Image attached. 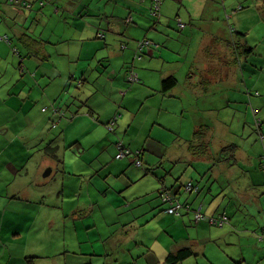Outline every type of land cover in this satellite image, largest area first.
I'll use <instances>...</instances> for the list:
<instances>
[{
	"label": "crops",
	"instance_id": "crops-1",
	"mask_svg": "<svg viewBox=\"0 0 264 264\" xmlns=\"http://www.w3.org/2000/svg\"><path fill=\"white\" fill-rule=\"evenodd\" d=\"M111 1L112 7L106 11H95L91 17L80 11L81 21H73L75 32L71 31V39H66L59 50L63 59H68L70 76L60 80V84L58 75L53 78L48 71L38 77L40 64L35 68L33 62L34 58L39 62L50 59L55 50L43 53L39 45L23 37L22 9L14 5L18 0H0V33L9 37L6 42L0 35V119L11 126L15 121L18 128L25 129L19 136L12 131L10 136L0 132V139L4 140L0 141V264H169L168 255L185 247L191 248L193 254L177 264L192 263L194 257L197 264L199 259L206 264H264L263 76L258 81H248L245 71L250 59L249 43L252 45L248 30L263 18L264 0H192V8L181 13L176 0H161L158 15L152 13L153 0ZM67 7L77 12L72 4ZM120 7L128 8L129 13H118ZM140 7L145 9L142 15ZM193 9L210 16L211 21L199 20ZM225 12L228 19H234V26L228 21L227 27L230 33L237 34V49L229 41L224 44L225 36L221 37L227 34L220 21ZM152 14L157 18L154 22ZM29 16L39 20L45 12L38 8ZM121 18L131 29L128 34L124 33L126 26ZM178 18L186 23L184 28L179 27ZM171 23L182 31L176 35L178 38L169 31ZM27 28H34V19ZM142 30L143 38L151 39L155 45L140 47L138 33ZM202 51L212 56L211 79L196 73V65L202 63ZM242 56L246 67L244 90L236 87L240 91L232 92V86L228 91L224 87L228 82L232 84L230 62L242 60ZM52 65L59 70L57 61ZM263 67L261 64L262 72ZM257 69L252 68L251 72H258ZM132 75L137 78L134 82L130 80ZM169 76H175L177 84L163 89V80ZM56 82L59 93L63 88L59 99V93H50L48 88ZM250 89L256 90V96ZM218 95L224 98L222 108L235 116L234 126L229 124L227 115L224 120L218 119L220 123L211 124L208 115L217 114ZM210 98L211 107L207 106ZM46 102H53L63 115L52 109L40 119L35 110L42 106V111H48L44 108ZM115 117L114 129L110 130L112 125L108 129L107 124ZM47 121L59 129L58 134L51 135ZM30 128L35 132H30ZM201 128L204 139H211V149L195 158L211 156L208 189L203 192L204 177L199 173H194L197 180L182 182L176 192L167 185L162 188L158 176L149 173L152 166L146 160L151 162L154 158L149 140L166 143L173 135L180 143L188 140L185 129L195 137ZM19 139L22 141L16 142ZM191 141L188 149L194 157L193 145L198 146L201 141ZM120 143L139 151L145 167L134 164L139 152L117 157ZM231 143L238 145L234 156L225 161L213 160L214 154ZM32 146L40 148L31 153ZM42 148V162L37 159V165L33 164V176L28 181L30 174H19L29 168V162L34 163ZM17 160L22 166L18 167ZM8 168L11 171L4 177ZM48 168L52 169L48 176L55 173L54 179L44 176ZM18 175L24 180L21 187L3 182L10 177L14 184ZM189 182L196 186L192 191L186 189ZM163 189L189 203V210L182 211L180 218L167 213L170 204L162 202ZM65 207L69 208L68 217L59 222L64 225L63 230H58L57 238L50 236L51 229L56 228L55 215ZM246 208L248 221L240 216ZM125 209L145 211L132 210L136 217L128 220L118 211ZM197 210L210 216L224 212L230 215L223 225L210 223V252L209 243L194 233L205 228L201 224H207L195 219ZM191 223L196 226L191 233L175 234V229H168L169 224L180 229L189 228ZM157 224L160 226L151 230L150 226ZM239 224L244 229L239 230ZM227 227L231 231L222 230L216 236V228ZM49 236L53 237L50 244ZM63 240L60 251L57 244ZM100 242L108 244L107 251L91 253L99 252Z\"/></svg>",
	"mask_w": 264,
	"mask_h": 264
},
{
	"label": "rangeland",
	"instance_id": "rangeland-1",
	"mask_svg": "<svg viewBox=\"0 0 264 264\" xmlns=\"http://www.w3.org/2000/svg\"><path fill=\"white\" fill-rule=\"evenodd\" d=\"M126 1V0H123ZM144 1V0H141ZM8 2V1H7ZM127 3H131V1H126ZM10 4V2H8ZM112 1L111 0H18V2H15L14 5L17 6L18 8L22 9L21 13L23 14V19L20 22V24L24 27V31H22V35L24 38L28 39L30 38L33 43L37 46L39 45L42 49L41 52H45L47 54V52L49 51H53L55 50V52L53 53V56L45 61H37V59H33V62L36 64L35 68L37 67V65L40 64V70L38 72V77H42L45 73H47L49 75H52L53 78L54 76L57 74L58 76L56 77L57 82H59L60 80L66 79L67 77L70 76L69 74V68H67V64L66 61L68 59H63L64 56H62V54H60L62 51L59 52V50H61L64 45L66 44V39H71V31L74 33L75 29L73 26V21H81V13L80 11H84L87 14L90 15V17L93 14H96L95 11H98L97 14H99V12H103L106 11L107 9L112 7ZM176 6H181L177 11H179L180 13L182 11H186L189 10V8H192V0H176L175 1ZM69 4L73 5V9H76V13H73V11L71 10H67V6ZM114 4V2H113ZM219 6L221 5L220 2L218 3ZM40 9L41 11L45 12V16H40L39 20H35V18H32V16H29L30 14H32V10L36 11L37 9ZM222 12H224V10L222 9V7H220ZM140 14L142 15V13L145 11V9L143 7H140ZM45 10V11H44ZM196 11V14L199 15V20H202L203 22H207V21H211L210 16L204 15L202 14L201 11L193 9ZM208 10H211V7H208ZM118 13H123L122 15H127L129 13V9L128 8H121ZM177 13V12H176ZM229 13V12H227ZM29 14V15H27ZM74 14V15H73ZM163 12H162V16H163ZM225 15H222V17L220 18L221 24L225 27V32L227 33L222 34L221 37L225 36V38H222L223 43L225 44L226 41H229L233 44V48H235V39H237V34L236 33H230L229 28L227 27L228 21L230 22V24H232L234 26V19L232 18H227L226 12L224 13ZM26 15V16H25ZM165 15V14H164ZM98 17V16H97ZM100 17V16H99ZM141 18V17H140ZM34 19V28L36 30V32L34 31V28H27V25L31 23V20ZM69 22H66L67 20H69ZM151 19L153 20V22L155 21V19L157 20V18L153 17V14L151 15ZM121 23L124 24L125 30L124 33L128 34L129 31L131 29H128V25L125 24L121 18ZM128 21V20H127ZM194 21V20H192ZM253 21V18H252ZM26 22V23H25ZM153 22H151L153 24ZM254 22V21H253ZM162 23V22H161ZM163 24H166V22H163ZM171 26L172 29H169V31H171V33L173 34V36L175 37L178 33H181L182 31H180V29L176 26V23H171L169 24ZM206 26V25H205ZM208 28V27H207ZM250 29V28H249ZM248 36L249 39L252 41V45L249 43V66L247 69H245L246 67H243L244 63H243V56H242V60H235V62L232 60V62H230V69H228V72L230 71L231 77H232V84L231 83H226V87H224L226 90L229 91V89L232 86L233 89L231 90L233 91H240V90H236V89H242L244 90V78H243V70L245 69L246 72V77L248 78V81L254 79L256 81H258L260 79V76L262 75L263 77L261 78L260 83H263V89H264V72L261 71V64L262 66L264 65V16L262 19H258V23H254V27L252 28V30H248ZM1 38L7 40L6 42L9 41V37L6 35V37H4V33H0ZM10 35V34H9ZM145 35V32L142 30L140 33H138V41L142 42L143 40H149L150 43L154 44V42H151V39H146L143 38V36ZM202 34L200 33V36ZM125 36V35H124ZM140 37V38H139ZM230 37V40H228V38ZM176 38H178L176 36ZM0 39V40H3ZM183 39V38H182ZM180 40V39H179ZM139 42V43H140ZM8 44V43H6ZM71 45H73L72 43H70ZM149 44V43H146ZM75 45V43H74ZM10 46V45H9ZM69 46V44H68ZM225 47V46H224ZM3 49V48H2ZM1 49V50H2ZM237 49V48H235ZM228 56V54H227ZM224 58L226 57L223 56ZM200 58L202 59V63L201 64H197L196 65V73H198L197 75L199 76L201 73L203 74V78H210L211 79V73L213 72V68H212V56L211 54H206L205 52L202 51ZM44 59V58H42ZM53 61H57L58 65H59V70H55L53 68ZM216 63V61H214ZM218 64V62L216 63ZM243 64V65H242ZM252 68L257 69L258 72H251ZM264 69V67H263ZM210 74H209V73ZM209 74V75H208ZM251 74L253 75V77L251 76ZM35 77V76H34ZM57 82L55 85H52L54 83H52L50 86L49 85V91H53L55 92V94L59 93V86L57 85ZM61 84V81H60ZM238 87V88H236ZM251 90V89H250ZM50 91V93H51ZM251 91H253V95L256 96V90L252 89ZM237 93V92H236ZM63 94V88L60 90V93L58 94V98L59 99L61 97V95ZM258 94V93H257ZM250 95V94H249ZM211 97V96H210ZM217 100V114H209L208 116L210 117V121L211 124H215V123H220L221 121L218 119H223L224 117L227 115L230 119L229 124L231 123V125L235 124V116L233 115V113H230L229 109L227 108H222V102H223V97L218 95L217 97H215ZM55 99V100H57ZM54 100V102H55ZM47 103V102H46ZM45 103V104H46ZM47 105V106H46ZM45 105L44 108L46 112L42 111L41 107L39 106L36 108V112H38V114L40 115V119H44L50 112L52 109L57 110V112L60 114V116L63 115V111L60 109V111L58 110V107H56L53 102L47 103ZM202 105V104H201ZM207 106L211 107V98L209 99V102L207 104ZM19 108V106H18ZM62 111V112H61ZM21 116L24 117L26 115H24V113H21ZM13 117V116H12ZM12 117H8L7 119L9 121H12ZM17 119V118H16ZM48 119V118H47ZM3 119H0V123H2ZM8 125L11 126V124L9 122H6V124H1L0 125V132H3L4 136H10L11 134H9L10 131H12L13 133H15L17 136H19V134L24 133L25 129L22 128H18L17 124L15 121H13V124L11 126V128H8ZM56 126V125H55ZM46 128L47 130L51 133V135H56L59 133V129H56L53 127V122L52 121H47L46 123ZM108 128V125H107ZM22 130V131H21ZM254 131V129H253ZM30 132H35L34 128H30ZM26 133H28V130H26ZM13 134V135H15ZM185 135L187 136V139H183L182 142L179 143V140H176L174 138L173 135H171V139L164 143L163 140H161L160 143H158V140L155 138H151L149 140L150 142V147L152 148V151L154 152V154L151 157H154L152 159L151 162H149V160H146L150 166V172L152 173L153 176H158V178L160 179V186L163 188L165 187V185H167L169 188H171L174 192L178 191L179 186L181 185L182 182L188 180V179H193V180H197L198 177L194 176V173H199L200 175H202V177H204V180L202 181L201 185L203 186V192L204 190L206 191V189H208L207 182L211 181L208 180V178L211 179V156L208 158H198L196 156V153L194 154V157H192V152L188 149V145H189V141L191 140H195V143H197L198 141H201L200 138L198 136L193 137L186 129H185ZM35 140V139H34ZM34 140L31 141V143L35 142ZM0 141H4L3 139H0ZM22 141V139L17 140L16 142H20ZM193 142V141H191ZM40 146H32L31 149V153H35V151L37 149H39ZM211 149V139L209 141V146L208 149ZM10 150V149H9ZM12 151V150H11ZM221 151V150H220ZM45 152V148H42V150H39V153L36 154V156L34 157V160L32 162H29L27 167H29L28 169H24L23 172H21L19 175H23L26 177L27 174H30V177H27L28 181L30 178H32L33 174H32V166L33 164L37 165V159L38 161L42 162V154ZM211 153V151L208 152V155ZM10 154V153H9ZM126 156H133L132 153H128ZM126 156L122 157L125 158ZM214 158L216 157V154L213 155ZM121 158V159H122ZM213 158V160H214ZM52 159V158H51ZM141 161H142V166L141 167H145V162L143 160V157L141 156ZM16 163H18V167L22 166L21 165V160H17ZM11 164V163H10ZM134 164L136 166H138L135 162ZM12 165V164H11ZM15 165V164H13ZM140 167V166H139ZM8 173L3 174L4 177L8 176L10 173V169H6ZM208 171V173H207ZM207 173V174H206ZM206 174V175H205ZM17 176L18 179L17 181L12 184L10 181V177L6 178L5 180H3L4 183L8 184L9 186L13 187V185H17L19 187L22 186V184L24 183L22 180V178H20V176ZM51 179H54L55 177V173L53 175L47 176ZM35 178V176H34ZM26 179V180H27ZM8 186V187H9ZM211 188V186L209 187V189ZM185 189V187H184ZM160 197L162 199V202L165 203L163 201V198L160 194ZM56 200V197H55ZM205 207H207V205L205 204ZM206 209V208H205ZM134 210V209H132ZM132 210H118L123 212L121 214V216H123V219H128L132 216V217H136L134 215H132ZM232 213H233V207L231 208ZM68 211L69 208L65 207L62 208L60 210H58V214L55 215L56 218V228L51 229L50 231V236L52 235L53 237L57 238V235H60L58 230H63L64 225L61 224L59 225L60 220L63 218L68 217ZM109 210H106L105 212H107ZM134 211H137L139 213L144 212L145 209H136ZM237 211V209H234V212ZM247 208L246 209H242V211L240 212V216L243 218V220H250L245 214H246ZM204 212V211H202ZM111 211L109 212V216H111ZM168 213V212H167ZM205 213V212H204ZM196 214V213H195ZM206 214V213H205ZM209 215V214H206ZM169 216H172L174 218H180L179 215L176 214H171L169 213ZM195 217V216H194ZM230 217V215H229ZM165 222H167L165 220ZM199 223H207V224H201L204 225L205 228L201 229V230H196V226H194V223H191V225H189V228H182L180 227V229H178V225H175L174 228H171V225H168V229L170 230H174L175 229V234H179V233H186L187 231L189 233L192 232L191 229H195L196 232L195 235H198L200 240H206L209 243V248L208 251L210 252L211 250V237L212 236V232H211V225H210V221L206 220V219H202L199 221ZM73 224V221L72 223ZM237 224H234V227H237ZM160 225H152L150 227L151 230L159 227ZM219 226V225H218ZM239 230L244 229L243 226H241L239 224ZM230 228H225V229H215V234L216 236H218L219 232L226 231L229 230ZM231 231V229H230ZM149 232V231H148ZM147 232V233H148ZM49 238L48 244H50L51 240L53 237ZM68 236H71L68 233ZM102 238V237H99ZM83 239V238H82ZM109 241V240H108ZM65 240H63L61 243L57 244V248L60 249V251L63 249V245H64ZM86 244V242H84ZM206 243V242H205ZM224 244V241H223ZM106 245L104 242H100L99 246H98V251L99 252H91V253H102V251H107L106 250ZM73 243L71 244V249L73 251ZM107 253V252H106ZM60 256V255H57ZM195 258V257H194ZM192 258V263L189 262L188 264H197L195 259ZM154 259V258H152ZM211 259V258H210ZM200 264H206V262L204 260L199 259ZM237 264H241L237 263Z\"/></svg>",
	"mask_w": 264,
	"mask_h": 264
},
{
	"label": "built area",
	"instance_id": "built-area-1",
	"mask_svg": "<svg viewBox=\"0 0 264 264\" xmlns=\"http://www.w3.org/2000/svg\"><path fill=\"white\" fill-rule=\"evenodd\" d=\"M161 8V0H153V7H152V13L154 15H158V10ZM242 6L239 5V9H241ZM131 20V18L128 19V21ZM178 25L180 28H184L186 26V23L183 22V20L181 18H178ZM146 43H150L149 40H143L142 42H140V47L142 48V46H144ZM130 80L135 81L137 80V78L132 75L130 77ZM116 117L111 121V125H113L115 123ZM130 153L129 149H126L124 146L120 145V151L117 154V157H123L126 154ZM136 164L138 166H140L142 164L141 159L138 157L136 160ZM196 188V186L194 185L193 182H189L186 186L187 190H194ZM161 196L163 198V201L165 203H169V207L166 209L167 212L171 213V214H176V215H180L181 210L185 207L189 208L190 205H187L183 202H181L180 200L176 199L177 197L175 195H173L170 191H168L167 189H163L161 192ZM195 217L197 220H201V219H206L209 220L210 223L212 224H220L222 225L225 221H227L228 219V213L224 212L222 214H219L217 216H210V215H206L205 213H203L201 210L196 211Z\"/></svg>",
	"mask_w": 264,
	"mask_h": 264
},
{
	"label": "trees",
	"instance_id": "trees-1",
	"mask_svg": "<svg viewBox=\"0 0 264 264\" xmlns=\"http://www.w3.org/2000/svg\"><path fill=\"white\" fill-rule=\"evenodd\" d=\"M158 13L160 14V12L158 11ZM142 48H143V46H142ZM136 81V80H135ZM132 82H134V81H132ZM177 84V78L175 77V76H169V77H167V78H165L164 80H163V83H162V87H163V89H170V88H172L173 86H175ZM107 125H111V121L107 124ZM109 129V128H108ZM114 129V126L112 125V129H110V130H113ZM197 136L200 138V140H201V143L198 145V146H194L193 145V153L195 154H198V153H204L207 149H208V145H209V142L208 141H206L205 139H204V137H205V134H204V131L202 130V128L201 129H199L198 131H197ZM120 145H122V146H124L126 149H129L130 150V153H132V154H134V153H136V152H139V151H134V150H132L130 147H127V146H125V145H123L122 143H120L119 145H118V149H119V151H120ZM237 147H238V145L236 144V143H231V144H229V145H227V146H224L223 147V149H221V151L219 152V153H217L216 154V157L214 158L215 160L217 159L218 161H225V160H227L229 157H231V156H234V153H235V151L237 150ZM47 152H48V150H46ZM119 151L117 152V154L119 153ZM117 154H116V156H117ZM127 155V154H126ZM125 155V156H126ZM199 155V154H198ZM141 153L139 152L138 153V157L141 159ZM230 159V158H229ZM187 186V185H186ZM182 202V201H181ZM183 203H185V204H187V205H189V203L188 202H183ZM191 207H192V205H191ZM184 210H189V208H187V207H185V208H183L182 210H181V212L182 211H184ZM198 211V210H197ZM181 214V213H180ZM195 219H196V217H195ZM228 219H229V214H228ZM226 222V221H225ZM224 222V223H225ZM223 223V224H224ZM222 224V225H223ZM218 226V225H217ZM193 254V250L191 249V248H187V247H185V248H181V249H179V250H177V251H175V252H171L169 255H168V258H167V260H168V263L169 264H177V263H179L180 261H182V260H184V259H186V258H188L190 255H192Z\"/></svg>",
	"mask_w": 264,
	"mask_h": 264
},
{
	"label": "water",
	"instance_id": "water-1",
	"mask_svg": "<svg viewBox=\"0 0 264 264\" xmlns=\"http://www.w3.org/2000/svg\"><path fill=\"white\" fill-rule=\"evenodd\" d=\"M51 170V168L46 169L44 172V176H48L51 173Z\"/></svg>",
	"mask_w": 264,
	"mask_h": 264
},
{
	"label": "bare ground",
	"instance_id": "bare-ground-1",
	"mask_svg": "<svg viewBox=\"0 0 264 264\" xmlns=\"http://www.w3.org/2000/svg\"><path fill=\"white\" fill-rule=\"evenodd\" d=\"M56 125V124H55ZM142 165V164H141Z\"/></svg>",
	"mask_w": 264,
	"mask_h": 264
}]
</instances>
